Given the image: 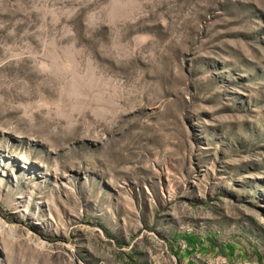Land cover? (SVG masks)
I'll return each mask as SVG.
<instances>
[{"label":"rangeland","instance_id":"rangeland-1","mask_svg":"<svg viewBox=\"0 0 264 264\" xmlns=\"http://www.w3.org/2000/svg\"><path fill=\"white\" fill-rule=\"evenodd\" d=\"M0 264H264V0H0Z\"/></svg>","mask_w":264,"mask_h":264}]
</instances>
